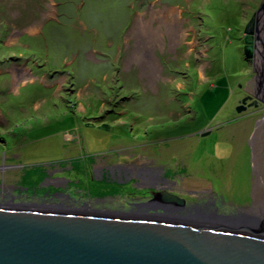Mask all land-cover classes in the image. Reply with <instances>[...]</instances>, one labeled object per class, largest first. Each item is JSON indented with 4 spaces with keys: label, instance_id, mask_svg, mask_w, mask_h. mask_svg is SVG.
I'll return each instance as SVG.
<instances>
[{
    "label": "rangeland",
    "instance_id": "obj_1",
    "mask_svg": "<svg viewBox=\"0 0 264 264\" xmlns=\"http://www.w3.org/2000/svg\"><path fill=\"white\" fill-rule=\"evenodd\" d=\"M260 3L0 0V190L116 194L95 168L154 158L180 191L264 206V113L236 109L234 71Z\"/></svg>",
    "mask_w": 264,
    "mask_h": 264
},
{
    "label": "water",
    "instance_id": "obj_2",
    "mask_svg": "<svg viewBox=\"0 0 264 264\" xmlns=\"http://www.w3.org/2000/svg\"><path fill=\"white\" fill-rule=\"evenodd\" d=\"M245 23L243 55L264 102V0ZM198 205L168 189L123 211L2 197L0 264H264L263 210Z\"/></svg>",
    "mask_w": 264,
    "mask_h": 264
},
{
    "label": "flooded vegetation",
    "instance_id": "obj_3",
    "mask_svg": "<svg viewBox=\"0 0 264 264\" xmlns=\"http://www.w3.org/2000/svg\"><path fill=\"white\" fill-rule=\"evenodd\" d=\"M248 78L250 80L246 81L243 85H238V91L242 93L239 101H242V99L246 97L247 101L245 104L247 107L253 109L251 112L257 111L263 114L264 103L262 100H256V97H254V94L260 93V90L255 87L253 72L248 75ZM262 94L264 97V91H262ZM144 160L142 163L132 162V164L115 163L107 166L101 165L99 168L94 169L95 176H98L97 178L101 176V173L106 172L105 179L108 180L107 183L110 184L112 182L111 180H113L114 184L118 182L117 184H119L120 191L116 194H108L107 190H101V192L103 191L104 193L90 190L91 187L88 188V190H77L76 187H72V180L69 178H60L58 180L49 179L33 192L21 190L22 188L20 189V186L17 187L18 184H14L12 180L8 181V185L3 186L4 188L0 191L6 192V194L8 192V198L12 197L21 200L29 198V200H41L47 204L50 203L55 205L60 203L62 205H73L76 207L87 204L89 207L101 210L115 209L117 211H123L136 207L138 203H142L144 200H151L155 197L157 192L168 189L175 194L177 193L185 197L187 204L196 205L200 203L201 206L198 205V209L202 212L204 206H206L207 211L209 209H218L219 211H226L227 213L237 208L236 205H232V203L229 204L224 202V198L221 195L219 198L222 200H218L215 195L196 193L190 189H186V192L180 191V189L177 188L178 180L174 178L171 179L164 174V165L156 164V159L154 158H145ZM106 180L103 179V181ZM128 181V184L125 183ZM50 182H52V184L47 187L44 186V184L47 185V183ZM6 194L0 193V197H5Z\"/></svg>",
    "mask_w": 264,
    "mask_h": 264
},
{
    "label": "crops",
    "instance_id": "obj_4",
    "mask_svg": "<svg viewBox=\"0 0 264 264\" xmlns=\"http://www.w3.org/2000/svg\"><path fill=\"white\" fill-rule=\"evenodd\" d=\"M242 51V50H241ZM244 58V57H243ZM244 60V64H242V65H240L241 67H239V66H237V68H235V73L237 74V76L238 77H242L243 78V75H242V72H244L248 67H249V65H248V62H247V60L244 58L243 59ZM246 64H247V66H246ZM30 70V69H29ZM22 72L25 74V70H22ZM27 74H28V72H26ZM28 78L30 79V78H32V77H34L33 75H31L30 73L28 74ZM13 84H14V82L12 81V86H13ZM15 89V88H14ZM0 120H2V118H1V116H0Z\"/></svg>",
    "mask_w": 264,
    "mask_h": 264
},
{
    "label": "bare ground",
    "instance_id": "obj_5",
    "mask_svg": "<svg viewBox=\"0 0 264 264\" xmlns=\"http://www.w3.org/2000/svg\"><path fill=\"white\" fill-rule=\"evenodd\" d=\"M160 13H161V12H160ZM160 13H158V12H157V13H155V14H154V16H156L157 18H159V17H160V15H161ZM174 15H175V14H174ZM165 18H166V17H165ZM164 20H165V19H164ZM263 207H264V206L262 205V207H261V208H263ZM255 208H256V209H258V210H260V209H261V208H258V207H255ZM260 212H261V211H260ZM260 214H261V213H259V215H260ZM263 214H264V210H263Z\"/></svg>",
    "mask_w": 264,
    "mask_h": 264
}]
</instances>
